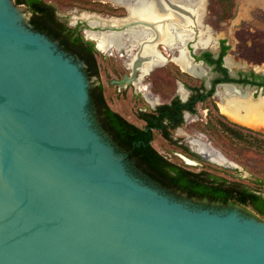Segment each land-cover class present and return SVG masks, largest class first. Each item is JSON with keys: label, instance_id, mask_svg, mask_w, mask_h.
<instances>
[{"label": "water", "instance_id": "1", "mask_svg": "<svg viewBox=\"0 0 264 264\" xmlns=\"http://www.w3.org/2000/svg\"><path fill=\"white\" fill-rule=\"evenodd\" d=\"M27 16L0 0V264H264V220L134 174L93 125L84 64Z\"/></svg>", "mask_w": 264, "mask_h": 264}, {"label": "rangeland", "instance_id": "2", "mask_svg": "<svg viewBox=\"0 0 264 264\" xmlns=\"http://www.w3.org/2000/svg\"><path fill=\"white\" fill-rule=\"evenodd\" d=\"M77 2L78 0H51L55 16L59 20L65 19L72 24L75 16L82 15L80 13H94L95 15L98 14L103 17H106L105 15L116 16V14L125 13L123 7H117L118 10H114L110 0H107L104 6L96 5L93 7L81 5ZM130 4H133L138 11H144L143 1L134 0ZM114 6L116 5L114 4ZM202 6V21L211 30L210 32L206 28L210 32L211 37H215L216 41L223 39L224 44L228 47L225 55H228L227 57L231 60L232 72H242L251 69L254 65L264 63V0H231L229 6L222 1L202 0ZM20 8L23 9L22 6ZM74 8L77 10L73 11ZM78 12L80 13L78 14ZM25 20L27 19H21L22 24H24ZM94 29H98V27ZM135 31L141 33L139 29ZM161 49L166 54L168 53L163 48ZM202 50L208 51L206 49L195 50L193 55L198 54ZM212 52H215V50H212ZM169 53L173 55L175 54V50L171 49ZM94 58L97 65L98 80L103 87L107 105L122 115L126 120L135 125H141V122L135 117L137 107H141L143 104L140 95L133 92V86L128 87L123 94H115L114 87L108 82L114 77V74L109 68L110 64H114L118 70H121L123 57H118L114 51L112 56L99 54L94 51ZM174 60L180 61L187 69H191L188 61L184 57L179 56V54L173 58ZM115 75L117 77L119 76L117 73ZM174 78L186 85H198L200 80L204 79L203 77H192L188 74L180 73L179 69L169 62L165 66L154 68L146 75L145 81L150 82L152 94L159 96L160 100H164L171 95L178 96L179 94L176 91V84L173 82ZM260 93L258 92V94ZM216 99L214 95H211L203 101L198 102L192 114L183 115L182 123L170 132L172 139L177 144L166 145L158 133L153 131L150 145L167 160L184 165L191 171L204 170L221 176L228 181L239 182L264 194V129L249 126H245L247 129L239 128L238 130L243 133L241 134L243 135L242 138H235L233 135L225 133L220 122H232L218 112L214 103ZM235 125L239 126L237 124ZM195 132L203 134L213 147L217 148L227 159L235 163L237 167H223L200 157V160H194V165L185 164L177 154H182L189 159H191V154L196 155L186 145V136L194 134ZM180 144L182 145L180 146ZM182 146H186V153L180 149ZM127 166L132 169L135 175L142 177L130 163ZM163 192L179 202H187L191 207L216 211L236 208L238 213L256 216L249 207L239 205L219 206L204 201L187 199L182 196L170 194L164 190Z\"/></svg>", "mask_w": 264, "mask_h": 264}, {"label": "flooded vegetation", "instance_id": "3", "mask_svg": "<svg viewBox=\"0 0 264 264\" xmlns=\"http://www.w3.org/2000/svg\"><path fill=\"white\" fill-rule=\"evenodd\" d=\"M42 3H44L45 5H48L50 7L53 8L51 0H47V1H43L40 0ZM113 4L114 10H118L117 7H123L125 10L124 12H120L121 14H116V16H111V15H105L106 17H103L101 15V17L106 18V19H124L127 18L129 16V12H128V7L127 5L130 4L131 1L134 0H110ZM139 1H144V0H139ZM166 1V0H165ZM172 4L176 5L177 7H180L186 11H188L189 13H193V8L191 5H193L194 0H189L188 4H184L183 0H169ZM77 3H80L81 5H85V6H96V5H101L104 6V4L107 3V0H78ZM86 3V4H85ZM101 3V4H100ZM129 3V4H128ZM191 3V4H190ZM114 4L116 6H114ZM144 4V2H143ZM15 5V4H14ZM18 6H22L23 10L25 12H28V16H27V20L28 17L30 15L29 10L26 8L25 4L22 2L20 4H17ZM166 5V4H165ZM167 9V7H165ZM176 8V7H174ZM54 9V8H53ZM77 10L76 8L73 9V11ZM167 10H171L170 8ZM80 12H78L79 14ZM83 14V13H80ZM94 14V13H93ZM98 15V14H96ZM55 19L58 22H61L63 25L59 26H55V31H51L50 32H42V31H37L39 33H42L43 35H45L47 38H49L50 40L56 42L58 48L64 52L66 55L71 56L73 59L77 58L79 59L84 66L81 68L82 72L88 82V87L90 84H98L100 83V81L98 80V72L96 74V76H90L88 77L87 75V70H85V63L83 62V60L74 52H71V49L68 47L67 41H69V39L79 36L82 40L87 41L91 44L92 48L98 52L99 54H106L107 56H112L113 55V51L117 54L118 57H123V63H122V69L118 70L117 67L114 64H110L109 68L110 71L114 74L113 78L111 80H109V84L111 86L114 87V93L115 94H123V92L128 88V87H132L134 88L133 92L135 94H139L140 97L143 100V104L141 107H137V111H135V116L138 112L140 113H154L155 114V110L159 107L162 106L164 104L169 105L170 109L168 110V114L171 117L172 122L175 121V118L177 117V114L180 113V117L183 120V115L184 114H192L190 113L187 109L182 108L178 102H174V99L177 98L179 100L180 103H184L188 100L189 97H191V95L193 94H199L201 93L204 96V99L209 97V96H215L217 99L214 101L218 112L220 113L219 110V102H220V95L218 94V91L223 90L224 86H231L232 88H234L235 90H237L240 94V97H244L246 94H250V97L253 101H256L257 99L264 97V63L261 65H254L251 69L249 70H245V71H233L231 70L232 67V63L231 60L229 59V61L227 60V56L228 55H222L220 57V62L218 63L216 60L218 58V55L220 53V44H219V40L216 41L215 37L212 36V44L214 43V46H207V47H198V46H194L195 42L198 40V33L196 34L195 32L197 31H189V37L185 39L184 42H178L175 40V42H170V44L168 45H164L162 44V42L160 41H156L154 44V47L151 51L147 52V53H143L142 51H140V44L139 42L141 40H145L148 41V39L153 40V35L151 34V30L152 28H154V22L155 20L150 19V18H145L144 17H137L134 19H129L126 20L125 22H123L124 24H119L117 25H110L111 27H107V28H101L98 25H95L94 27H92L91 25H89L90 23L85 19L82 18L81 16H75L74 17V21L73 24L70 23L69 21H66L65 19L63 20H59L55 14H54ZM203 16L201 18V28L203 30H205L206 28H208V30L211 32V30L209 29V27L207 25H205L202 21ZM145 21L148 22L150 24H152V27H145V26H140V25H135V26H131V28L134 29V31L136 29L141 30V32H143L145 35L142 36L140 38V41H132V42H126L127 39V34L126 35H122L123 38L121 39V45L119 46L120 48L116 49L114 47H112L107 53L102 52L99 48H98V40L96 38H92L90 37L87 33L86 30H92V31H96V32H105V31H109L111 33H122L125 30H127V28L130 27H126L129 23L133 22V21ZM68 23V24H67ZM87 25V26H86ZM122 25V26H121ZM125 25V26H124ZM95 27H98V29H94ZM32 28V27H31ZM93 28V29H90ZM124 29V30H123ZM200 29V28H197ZM84 30V31H83ZM85 33V36L84 34ZM57 34V35H55ZM149 34V35H148ZM60 35V36H59ZM55 36V37H53ZM62 37L64 43H60L59 39ZM67 39V41H66ZM94 42V43H93ZM95 44V45H94ZM218 45V46H217ZM218 47V49H217ZM97 50H96V49ZM167 51L168 53L166 54V52H163L162 49ZM180 48L182 50H184L185 52V57L187 58L188 63L191 66V69H193V72H189V71H185L182 70L181 67L176 64L175 60L173 61L174 57H177L179 54V50ZM171 49L175 50V54H170L169 51ZM199 49H206L208 51H199L198 54L193 55L195 50H199ZM191 50H193V52L191 53ZM212 50H215V52H212ZM135 51V52H134ZM101 52V53H100ZM139 52L141 53L145 59L146 58H154L155 56L161 57L162 59L155 65H153L150 70L143 74L141 73V69L138 68L137 71L135 72L134 75V80H130L127 83H124L123 85H119L117 83L118 80L122 79L124 76H128L131 72L132 66L135 63L134 60V56L136 55V53ZM204 52H207L208 55L203 56L202 54ZM188 54L192 57L193 61L191 62ZM142 59V58H141ZM211 60V61H210ZM194 61H201L203 64H206L208 68L203 67L201 64H199L198 62L193 63ZM142 62V61H141ZM172 63L173 65H175L180 73H184V74H188L192 77H203L204 79L200 80V83L198 85H186L183 84L179 81H177L176 78H174L175 84H176V91L179 93L178 96L175 95H171L169 98H166L164 100H160V97L157 95H153L151 88H150V82L145 81L146 75L148 73H150L154 68L156 67H161V66H165L168 63ZM120 71V73H119ZM115 73H117L119 76L117 77V75H115ZM142 75V76H141ZM209 81V86L205 85V81ZM143 82V84H142ZM223 83H234L237 84L239 86L233 85V84H223ZM248 86V87H246ZM88 87H87V92H88ZM211 90V92L208 94V91ZM258 92H261L260 94H258ZM247 96V95H246ZM89 98V96H88ZM203 99V100H204ZM202 100V101H203ZM201 101H196L194 104V109H195V105ZM264 108V107H263ZM88 110L89 113L92 117H94V121H93V125L95 126V128L97 129V131L102 134L110 143L111 145L112 142L110 141L109 137L103 133L102 129L99 128L98 126V112L96 110V108L90 104L88 105ZM263 111V109H262ZM243 112V111H241ZM118 113V112H117ZM119 114V113H118ZM221 114V113H220ZM222 116H224L227 120H229L232 123H235L234 121H231L230 119H228L225 115L221 114ZM122 116V115H121ZM139 120V119H138ZM141 122V125H143V120L140 119L139 120ZM237 125L243 126L245 127V125L239 124V123H235ZM179 126V125H178ZM178 126L176 127H169L166 125L165 130L168 132V134H158L159 137L161 138V140L166 144V145H174L177 144V142H175L172 137L170 132L174 129H176ZM247 127V126H246ZM153 135V134H152ZM186 145L188 146V148L197 153L200 157L204 158L206 156L209 157L210 162H213L217 165L223 166L222 164H219L217 162H215L212 158L213 156H210L209 154L206 153H201L198 150H196V143L195 141H199L202 144H208L210 149H212V153H214L215 156H218V152L221 153L217 148L213 147L210 142L203 136V134L201 133H197L195 132L194 134L188 135L186 136ZM152 140V139H151ZM151 142V141H150ZM182 144H180L181 146ZM114 146V145H113ZM193 146V147H192ZM186 147V146H185ZM185 147H180V149L185 148ZM115 148V146H114ZM186 149V148H185ZM222 154V153H221ZM177 156L185 163L188 165H194L195 161L192 159H189L187 157H185L182 154H177ZM222 156L226 159V163L230 166V167H237V165L235 163H233L232 161H230L229 159H227L223 154ZM184 158L189 159L190 161H192L193 163H188L186 162V160ZM205 159V158H204ZM207 160V159H206ZM137 172V171H136ZM138 173V172H137ZM139 174V173H138ZM140 175V174H139ZM164 190V189H162ZM166 191V190H164ZM167 192V191H166ZM169 193V192H168ZM170 194H174V193H170ZM177 195V194H174ZM180 196V195H177Z\"/></svg>", "mask_w": 264, "mask_h": 264}, {"label": "trees", "instance_id": "4", "mask_svg": "<svg viewBox=\"0 0 264 264\" xmlns=\"http://www.w3.org/2000/svg\"><path fill=\"white\" fill-rule=\"evenodd\" d=\"M217 1H222L228 6L231 3V0ZM12 2L15 5L22 2L25 4L30 13L27 22L34 31H55V26L63 25L55 19L54 9L40 0H12ZM59 41L64 43L62 37ZM67 44L71 52L76 53L85 63L84 69L87 70L88 77L96 76L98 71L94 58L95 50L91 44L82 40L79 36L69 39ZM219 44L220 53L216 60L218 63L220 62V57L224 55L228 48L224 44L223 39H219ZM205 55L207 56L208 53L204 52L202 57ZM210 92L211 90L208 91V94ZM88 96L90 104L96 108L99 114V128L109 137L115 149L124 155L143 178L153 182L160 189L187 199L204 201L219 206L239 205L249 207L258 218L264 220V194L261 192L239 182L228 181L221 176L204 170L191 171L184 165L167 160L150 145L153 131L158 134H168L165 130L166 125L173 128L182 123L180 113L177 114L175 121L172 122L170 115L167 113L170 109L169 105L159 106L155 110V114L138 112L135 116L136 119H142L144 123L143 125H135L107 105L101 83L90 84ZM203 99L204 96L199 93L191 95L184 103H180L177 98L174 99V102H178L182 108L193 113L195 102ZM223 122H220V124L224 132L233 135L235 138H242L243 136L241 135L243 133L238 130L239 128L247 129L240 125L236 126L233 123ZM182 150L186 153L185 148H182ZM190 156L193 160H200L194 154Z\"/></svg>", "mask_w": 264, "mask_h": 264}, {"label": "bare ground", "instance_id": "5", "mask_svg": "<svg viewBox=\"0 0 264 264\" xmlns=\"http://www.w3.org/2000/svg\"><path fill=\"white\" fill-rule=\"evenodd\" d=\"M143 2L144 11H138L133 4L127 5L129 16L125 18V20L114 18L108 20L99 15L84 13L82 14V18H85L90 23L89 25H91L92 27L98 25L101 28H107L111 27L110 25L118 26L119 24H124L123 22H125L126 20L134 19L138 16H145V18L147 17L155 20L154 28H152L151 30V34L154 38L153 40L148 39V41H140V38L145 34L143 32L137 33L133 28H131V26L124 32L118 34L111 33L109 31L99 33L92 30H86V33L90 37L96 38L98 40V48L102 52H108V50H110L112 47L116 49L120 48V42L123 38L122 35L127 34L126 42H132L134 40L135 42L140 41V51H142L143 53H147L153 49L156 41H160L164 45L170 44L171 41L175 42V40L180 43L184 42L185 39L190 36V30H197L195 33H198V40L195 42L194 46H214V43L212 44L213 38L211 37L210 32L207 29L203 30L201 28L200 23L203 10L202 0H194L193 5H191L193 8L192 14L172 4L169 0H144ZM183 2L186 5L188 4L189 0H183ZM165 7H167V9L170 8L171 10H167ZM145 27L150 28L152 27V24ZM179 52V56H182L187 60L184 50L180 48ZM133 58L135 60V63L132 66V69H135L137 71V69L140 68L142 75L147 73L153 65L157 64L162 59L158 56H155L152 59H150L149 57L145 59V57L139 52H137ZM227 60L229 61L228 57ZM175 62L181 67L182 70L189 72L194 71L193 69H187L180 61L176 60ZM218 94L221 97L219 102V110L221 114L225 115L231 121L237 122L239 124L252 128L264 129V114L262 111L264 107V97H261L256 101H253L251 99L250 94H246L247 96L245 95L244 97H240L239 92L231 86H224L223 90L218 91ZM195 143L196 150L201 153L203 152L209 154L210 156H213L212 159L219 164L229 166L226 163V159L222 156L221 153L218 152V156H215L214 153H212V149H210L208 144L205 145L199 141H195ZM204 158L209 160L208 156ZM184 159L188 163H193L187 158Z\"/></svg>", "mask_w": 264, "mask_h": 264}, {"label": "built area", "instance_id": "6", "mask_svg": "<svg viewBox=\"0 0 264 264\" xmlns=\"http://www.w3.org/2000/svg\"><path fill=\"white\" fill-rule=\"evenodd\" d=\"M84 31V30H83ZM84 34V36H85V33H83ZM94 43V42H93ZM95 45V44H94ZM96 49V48H95ZM97 50V49H96ZM101 53V52H100ZM102 54V53H101Z\"/></svg>", "mask_w": 264, "mask_h": 264}]
</instances>
